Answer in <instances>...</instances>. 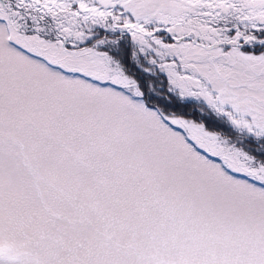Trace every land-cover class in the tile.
I'll return each mask as SVG.
<instances>
[{
    "label": "snow or ice",
    "instance_id": "snow-or-ice-1",
    "mask_svg": "<svg viewBox=\"0 0 264 264\" xmlns=\"http://www.w3.org/2000/svg\"><path fill=\"white\" fill-rule=\"evenodd\" d=\"M0 264H264V0H0Z\"/></svg>",
    "mask_w": 264,
    "mask_h": 264
}]
</instances>
